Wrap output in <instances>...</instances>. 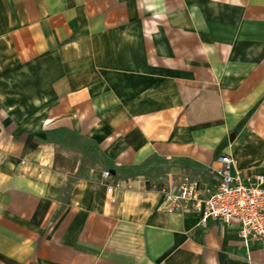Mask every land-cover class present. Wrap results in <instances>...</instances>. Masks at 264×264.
Here are the masks:
<instances>
[{"label": "crops", "instance_id": "1", "mask_svg": "<svg viewBox=\"0 0 264 264\" xmlns=\"http://www.w3.org/2000/svg\"><path fill=\"white\" fill-rule=\"evenodd\" d=\"M221 155L264 176V0H0V264H264L165 210Z\"/></svg>", "mask_w": 264, "mask_h": 264}, {"label": "built area", "instance_id": "2", "mask_svg": "<svg viewBox=\"0 0 264 264\" xmlns=\"http://www.w3.org/2000/svg\"><path fill=\"white\" fill-rule=\"evenodd\" d=\"M216 184L199 188L194 179H184L176 190H162L165 210L172 213L194 212L199 215L201 225L209 218L226 225L235 222L238 235L244 244L258 241L264 247V176L257 174L243 179L239 172L231 173L229 156L217 158ZM104 179L110 172H101ZM120 189L118 181L105 184L106 193L113 195ZM114 198H111V202Z\"/></svg>", "mask_w": 264, "mask_h": 264}]
</instances>
